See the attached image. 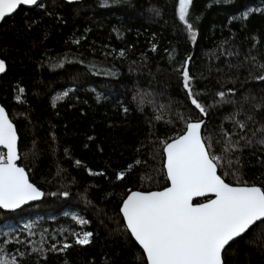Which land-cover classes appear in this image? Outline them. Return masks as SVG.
I'll use <instances>...</instances> for the list:
<instances>
[{
	"label": "trees",
	"instance_id": "16d2710c",
	"mask_svg": "<svg viewBox=\"0 0 264 264\" xmlns=\"http://www.w3.org/2000/svg\"><path fill=\"white\" fill-rule=\"evenodd\" d=\"M43 2L51 15L22 7L0 23V57L7 65L6 74L0 76V102L18 128V163L26 171L31 169L30 180L46 193L22 210L0 209V241L12 239L16 235L13 229L23 223L34 225L35 235L30 237L33 241H40L44 229L49 233L45 236L48 245L53 242L51 235L57 241L65 236L70 239V232L61 230L78 231L80 226L72 219L78 216L90 221L85 230L94 233L92 243L74 245L64 253H49L47 264H102L110 257L116 264H140L137 254L142 250L117 231L122 228L118 206L127 190H158L166 186L160 140L181 127L172 113L188 116L191 107L177 69L188 56L192 57L189 70L196 78L197 90L210 91L205 102L221 90L217 81L225 89L235 87L232 98L238 102H243L246 94L257 99L264 96V82L248 75L249 70L256 72L250 62L239 66L251 47L246 37L253 34L260 37L255 51L264 60V15L253 14L246 22L229 20L259 0H193L190 12L200 17L195 42L188 38L176 15L178 0H130L131 6L118 0H109L106 6H102V0ZM155 8L162 10L160 16L154 14ZM26 18L37 23L29 28ZM73 36L80 40L79 44L71 42L69 38ZM229 38V43L222 45L227 51L221 54L218 45ZM121 51L124 56L119 54ZM227 52L241 55L230 56ZM51 58H65L64 67L53 68L55 60ZM74 76H78L75 81ZM17 86L26 88L24 103L13 99ZM66 89H73L74 95L59 102L57 115L50 106L51 97ZM137 93L140 96L134 100ZM121 105L128 109L127 113ZM161 105L163 118L157 120ZM233 111L232 104H224L212 109L206 118L203 134L212 138L217 154L224 143L221 127L234 130L232 122L225 119ZM244 111H253L251 100L244 102ZM255 119L264 122V109L255 113ZM169 120L174 122L167 123ZM248 127L255 125L249 123ZM88 136L94 140H88ZM30 149H34L35 156ZM65 149L69 155H65ZM257 157H264V152L256 147L244 150L242 175L259 185L264 183V166ZM76 159L94 171L105 170L107 176L89 175L83 166H75ZM136 160L140 163L136 164ZM129 164L132 170L126 178L115 181L114 172ZM218 174L223 175V171L218 169ZM225 179L235 183L232 175ZM65 190L70 195L60 196ZM5 219L9 221L7 225ZM254 231L232 245L229 264H264V241L245 242L255 239ZM4 232L9 236L4 237ZM24 237L27 233L21 238Z\"/></svg>",
	"mask_w": 264,
	"mask_h": 264
},
{
	"label": "snow or ice",
	"instance_id": "6c2138e0",
	"mask_svg": "<svg viewBox=\"0 0 264 264\" xmlns=\"http://www.w3.org/2000/svg\"><path fill=\"white\" fill-rule=\"evenodd\" d=\"M67 2L71 4L74 0ZM118 2L129 3L131 6L130 0H118ZM221 2L228 0H213V3ZM108 3L109 0H102V6ZM192 5L193 0H178L176 15L187 31L188 38L195 42L198 37L196 25L200 17L190 12ZM22 6L43 10L47 15L52 14L48 12L43 0H0V22L22 10ZM153 12L156 16H160L162 10L155 8ZM253 14L264 15V0L246 6L238 16H230L229 20L239 18L246 22ZM56 18L62 22L60 16ZM26 23L31 28L37 21L26 18ZM246 26L244 23L243 27ZM69 39L74 44L80 43L75 36ZM230 39L218 45L221 54L227 51L222 45L228 44ZM246 39L251 41V47L239 66L242 67L250 62L251 68L256 72L249 70V77L264 82V60L260 59L259 53L255 51L259 48L260 37L258 34H253ZM152 50H156L155 44L152 45ZM119 54L125 55L123 51ZM227 55L239 56L241 53L227 52ZM51 59L55 60L51 65L53 68L64 67L65 58ZM169 59H173L172 53H169ZM191 59L192 57L188 56L177 69L186 98L191 105L190 114L185 116L182 113H172L181 127L171 136L162 138L159 145L161 155L164 157L162 172L166 186L154 191L127 190L118 206V213L122 217V228H118L117 231L123 232L129 244L134 241L142 249V253L137 254L140 264H229L228 251L237 243L238 238H246L255 230V239H246L245 242L264 241V183L259 185L255 181L250 183L243 179L242 175L244 150L256 147L264 152V122L255 119V113L264 109V96L257 99L255 95L246 94L243 102H238L232 98L236 93L235 87L225 89V85L217 81L221 90L215 91L214 99L205 102V97L210 95V91L197 90L196 78L189 70ZM40 66L42 65H38ZM92 69H95V65ZM6 71V61L0 59V74H6ZM76 79L78 76L73 77V81ZM13 91L15 93L13 99L24 103L26 88L17 86ZM70 94L74 95L73 89H66L51 97L50 106L56 110L57 115H59V102L65 101ZM139 96L140 93H137L133 99L136 100ZM249 100L252 101L253 111L245 112L244 102ZM224 104H232L235 108V111L225 117L232 122L234 130L225 131L221 127L224 143L221 152L217 154L213 149L212 138H206L203 133L207 128L206 118L210 111ZM68 107L71 108L72 105L69 104ZM121 108L124 113L128 112L123 105ZM163 110L164 106L161 105L158 109L160 115L155 119L163 118ZM237 116L243 118L237 119ZM249 123L255 127L249 128ZM52 128H55L54 124ZM51 135L55 142L57 139L55 133ZM87 139L91 141L94 137L88 136ZM84 147L87 148L88 144L85 143ZM28 151L35 156L34 149ZM65 155H69L68 149H65ZM18 159V128L6 108L0 105V209L3 210H22V206L46 195L40 187L31 182L28 174L31 169L26 171V168L18 163ZM257 162L264 166V157H257ZM135 163L139 164L140 161L136 160ZM74 164L77 167L83 166L89 175L107 176L105 170L94 171L81 159H76ZM218 169L223 171V175L218 174ZM131 170L132 165L129 164L126 169L115 171V181L124 180ZM228 175L235 178L234 184L226 182L225 177ZM107 178L111 179V177ZM51 195L57 194L51 193ZM59 195L68 197L70 193L65 190ZM194 198H201L203 202H197ZM72 219L80 226L79 230H61V232L69 231L70 239L69 236H65L59 241L56 240L55 235H51L53 242L50 245L45 239V236L49 235L47 229L41 232L39 242L30 239L35 235L32 223H23L13 229L16 235L12 239L5 238L0 241V264H28L29 261L31 264H47L49 253H64L74 245H90L94 233L85 230L90 221L78 216H73ZM8 223L9 221L5 219L4 224ZM24 233H27V237L21 238ZM9 234V232L2 233L4 237H8ZM102 264H116V260L110 257L104 259Z\"/></svg>",
	"mask_w": 264,
	"mask_h": 264
},
{
	"label": "water",
	"instance_id": "95a60500",
	"mask_svg": "<svg viewBox=\"0 0 264 264\" xmlns=\"http://www.w3.org/2000/svg\"><path fill=\"white\" fill-rule=\"evenodd\" d=\"M65 2H67V0H64ZM81 0H74V2H80ZM22 7H25V8H27V6H22ZM7 18V17H6ZM0 23H2V22H0ZM0 59H2L1 57H0ZM2 74H0V76H1ZM0 105H2L1 104V102H0ZM18 141H19V136H18ZM6 151V150H5ZM18 154H19V149H18ZM19 158H20V156H19ZM18 161H19V159H18ZM32 182V181H31ZM159 190V189H158ZM132 191H135V190H132ZM154 191V190H153ZM43 198V197H42ZM41 198V199H42ZM41 199H39V200H36V201H30L27 205H24V206H22V208L23 207H25V206H28V205H30V204H32V203H35V202H38V201H40ZM198 199H201V198H194V200H198ZM200 202H203V201H200ZM1 210H3V209H1ZM17 210H20V209H17ZM17 210H15V211H17ZM3 211H6V212H12V211H10V210H3ZM142 250V249H141Z\"/></svg>",
	"mask_w": 264,
	"mask_h": 264
}]
</instances>
